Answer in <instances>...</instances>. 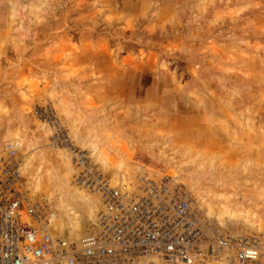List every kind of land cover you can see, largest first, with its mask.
<instances>
[{"label": "rangeland", "instance_id": "374dc122", "mask_svg": "<svg viewBox=\"0 0 264 264\" xmlns=\"http://www.w3.org/2000/svg\"><path fill=\"white\" fill-rule=\"evenodd\" d=\"M50 112L114 183L172 177L214 230L264 248V0H0V138L77 237L99 205Z\"/></svg>", "mask_w": 264, "mask_h": 264}, {"label": "built area", "instance_id": "2783aa9c", "mask_svg": "<svg viewBox=\"0 0 264 264\" xmlns=\"http://www.w3.org/2000/svg\"><path fill=\"white\" fill-rule=\"evenodd\" d=\"M45 121L53 146L71 155V183L100 208L88 233L63 236L55 205L25 184L20 142L0 138V264H264L256 238L214 230L183 184L149 172L115 184L54 113Z\"/></svg>", "mask_w": 264, "mask_h": 264}, {"label": "bare ground", "instance_id": "6f19581e", "mask_svg": "<svg viewBox=\"0 0 264 264\" xmlns=\"http://www.w3.org/2000/svg\"><path fill=\"white\" fill-rule=\"evenodd\" d=\"M122 182H125V181H122ZM116 184V183H115ZM81 190V189H80ZM86 194H88L87 192H85ZM88 195H90V194H88ZM91 197H92V199H94L96 202H97V204L99 205L100 203V201L96 198V197H94V196H92V195H90ZM68 202V201H67ZM65 204H67L66 205V208L67 209H72V207L71 206H69V204L68 203H66L65 202ZM98 208H100V206L98 207ZM99 210V209H98ZM96 214H97V212H96ZM71 215V214H70ZM78 216L77 215H75L74 217H69L70 218V220H72V221H74V223H73V225L75 224H77V222L76 221H78V218H77ZM95 217V216H94ZM93 217V218H94ZM64 223L61 225V227H64ZM67 225V224H66ZM55 226L56 227H58L60 230H61V227H59L60 226V224H59V217L56 219V221H55ZM61 233H63V231L61 230ZM68 233V232H67ZM67 233H63V236L64 235H67V236H69ZM83 235H80V236H69L70 238H72V239H79V238H81ZM154 264H159V263H154ZM160 264H162L161 262H160Z\"/></svg>", "mask_w": 264, "mask_h": 264}]
</instances>
